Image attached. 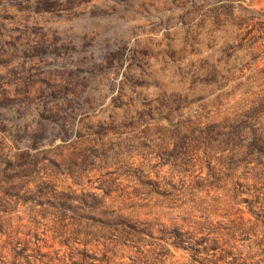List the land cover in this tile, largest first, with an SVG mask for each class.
I'll use <instances>...</instances> for the list:
<instances>
[{
  "label": "rangeland",
  "instance_id": "rangeland-1",
  "mask_svg": "<svg viewBox=\"0 0 264 264\" xmlns=\"http://www.w3.org/2000/svg\"><path fill=\"white\" fill-rule=\"evenodd\" d=\"M0 264H264V0H0Z\"/></svg>",
  "mask_w": 264,
  "mask_h": 264
}]
</instances>
